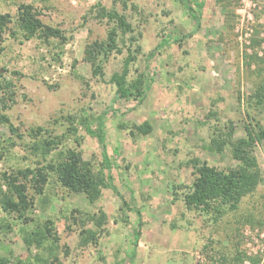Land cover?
Returning <instances> with one entry per match:
<instances>
[{"label":"rangeland","instance_id":"1","mask_svg":"<svg viewBox=\"0 0 264 264\" xmlns=\"http://www.w3.org/2000/svg\"><path fill=\"white\" fill-rule=\"evenodd\" d=\"M190 1L204 3L200 27L178 0H0V11L12 18L0 39V112L17 128L12 133L0 120V189L7 190L5 175L47 163L29 148L31 133L43 127L38 139L59 136L62 142L48 160L67 147L79 150L84 163L96 175L112 176L141 213L139 218L126 208L112 188L101 186L98 199L90 201L51 174L41 192L27 183L34 202L29 211L8 212L0 205V259H9L7 264L125 259L127 264H264V141L253 148L262 178L237 211L215 221L183 199L194 179L195 159L221 169L240 165L228 145L218 150L215 140L228 143L230 127L232 139L245 137L247 126L264 127V107L254 94L264 79V0ZM21 3L38 8L42 20L62 29L65 39H26L16 25ZM98 4L117 7L140 33L142 52L128 80L139 72L153 79L141 103L115 99L110 78L122 69L125 51L110 56L102 76H94L86 60L88 45L106 39L111 27L95 17ZM69 116L79 126L76 133L69 130ZM99 117L113 162L110 171L97 138L80 124L88 119L94 128ZM144 122L151 125L146 134L136 129ZM92 214L104 216L103 226L87 219ZM140 219L141 236L130 263ZM49 220L55 242L41 230ZM90 228L97 238L84 242L82 230ZM31 233L36 242L28 248L24 238ZM239 253L243 260L236 262Z\"/></svg>","mask_w":264,"mask_h":264},{"label":"trees","instance_id":"2","mask_svg":"<svg viewBox=\"0 0 264 264\" xmlns=\"http://www.w3.org/2000/svg\"><path fill=\"white\" fill-rule=\"evenodd\" d=\"M186 9L189 16L196 23L197 27L201 24V9L204 3L197 2L195 5L190 0H178ZM220 3H227L231 0H217ZM238 0H236L237 2ZM95 17L99 20H108L111 27L107 30L106 39L96 40L90 43L86 49V60L92 64L93 75L102 76L104 74L103 65L113 53H127L123 62V67L119 72L111 75L110 81L116 86L115 99L134 100L141 103L146 97L153 79L146 72H139L135 78L128 80L130 70L136 61L137 54L142 52L139 43V35L135 34L133 24L127 18V15L120 11L117 7L107 8L101 4L96 6ZM12 22L10 14L0 11V39L2 34ZM16 25L26 39L39 37L48 41L51 38L65 39L63 30L46 24L41 18V12L31 3H21L17 9ZM169 43V41H167ZM167 42L160 43L156 49L152 50L149 56L153 57L156 50L162 48ZM174 42H182L181 39H175ZM1 51V48H0ZM1 75V72H0ZM258 99V103L264 107V79L256 86L254 91ZM7 105L4 104L3 108ZM0 120L7 123L11 132L16 133L15 128L10 119L0 112ZM71 127L69 130L76 133L79 126L74 125L76 119L73 116L68 117ZM85 127L86 131L97 138L103 155L104 168L109 171L112 169L113 162L107 151L106 133L103 126V119L99 117L97 126L93 128V122L83 119L80 123ZM136 129L141 133H148L151 130L149 122L137 125ZM43 127H38L35 133H31L34 138L33 143L29 145L34 154H38L44 158L47 163L36 166L35 168H26L19 170L17 173L5 175L7 190L0 189V205L3 210L8 212L24 213L32 209L34 202L28 195V185L32 186L38 192H41L43 185L47 183L51 174L56 175L60 184L74 193H84L90 201H96L99 197L100 187L107 186L112 188L122 199L123 205L129 210L136 211L139 218L141 213L138 209L130 205L128 200L118 191L112 183V176L105 175L104 171H100L98 175L94 173L90 165H86L83 161L82 154L79 150L71 147L65 148L60 152L57 159L48 160V156L61 145V138L55 136L53 138L38 139ZM231 140L226 143L223 140H215L214 145L218 150H222L228 145L234 159L240 162L237 167H229L221 169L206 161L195 159L192 161L194 168V179L188 190L184 193L183 199L189 208H196L200 211L213 216L218 221L225 214L237 211L245 196L253 192L258 186L262 176L261 169L253 148L256 143L264 141V127L261 125L247 126L246 136L238 139H232L233 129L229 128ZM20 135L18 134V137ZM21 137V136H20ZM132 201L134 200L131 194ZM89 221H94L98 227L105 223L104 216L96 214L88 215ZM141 219L138 227L134 230L133 249L128 255V261L132 263L136 256V247L141 236ZM44 235L50 241L58 240L54 232L53 221L49 220L41 226ZM83 241H95L98 232L94 228L82 230ZM25 244L31 248L35 244L33 233L25 236ZM38 259V258H37ZM56 260V258H55ZM125 259L114 264H127ZM234 260L242 261V254L239 253ZM9 259H0V264H7Z\"/></svg>","mask_w":264,"mask_h":264}]
</instances>
